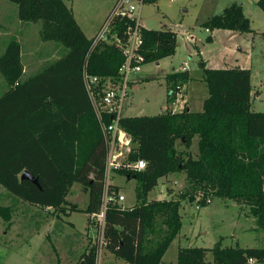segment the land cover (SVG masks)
Returning <instances> with one entry per match:
<instances>
[{
    "label": "trees",
    "instance_id": "16d2710c",
    "mask_svg": "<svg viewBox=\"0 0 264 264\" xmlns=\"http://www.w3.org/2000/svg\"><path fill=\"white\" fill-rule=\"evenodd\" d=\"M18 5L22 22H42V39L65 47L54 61L24 78L22 45L12 38L0 55V73L9 86L0 97V184L20 199L56 211H101L106 185L107 141L90 96L84 71L102 79H119L125 62L113 43L88 38L66 0H8ZM146 1V0H145ZM257 5L264 11V0ZM108 18V17H107ZM125 38L127 20L115 21ZM218 29L252 32L250 19L239 4L224 9L204 23ZM144 63L173 56L177 34L172 30L143 29ZM210 35L208 41H212ZM60 47V46H58ZM208 96L201 111L186 106L153 116H127L120 127L131 137L129 161L145 160L142 171L117 172L137 181L136 203L111 202L106 215L105 238L115 255L127 264H161L182 230V200L207 206L213 198L235 200L250 207L264 230V112L251 110V70L208 68L200 61ZM191 80L189 70L167 75L169 107L180 88ZM110 115L103 122L111 123ZM197 139L199 155L190 149ZM24 171L32 180H22ZM184 172L188 184L178 199L150 200L159 180ZM80 183L89 195L85 208L68 207L72 186ZM121 188L111 184L116 195ZM10 217L9 207L1 209ZM70 213V212H69ZM211 252L213 260L207 259ZM98 246L90 243L77 264H97ZM178 264H264L263 248H180Z\"/></svg>",
    "mask_w": 264,
    "mask_h": 264
},
{
    "label": "rangeland",
    "instance_id": "374dc122",
    "mask_svg": "<svg viewBox=\"0 0 264 264\" xmlns=\"http://www.w3.org/2000/svg\"><path fill=\"white\" fill-rule=\"evenodd\" d=\"M257 1L146 0L142 7V25L149 30L176 32L177 48L173 56L159 62L144 63L139 74L130 76V97L125 103L123 117L153 116L172 110L173 105L169 107L168 103L166 77L182 68L189 70L191 74L185 91L189 90L194 103L193 109L200 110L204 98L208 96L204 72L199 65L202 60L208 68L213 69L240 66L251 69V110L264 112V11L257 5ZM115 2L116 0H66L88 38H94L99 33ZM235 3L243 7L245 15L251 21L252 32L206 30V21ZM42 29V22H22L18 17L17 4L0 0V55L8 42L16 37L22 45L24 78L35 74L50 60L59 58L62 50L66 49L55 41L42 39ZM210 35L213 37L212 41H208ZM8 88L0 73V97ZM183 109L172 111L180 112ZM190 153L194 158L198 157L197 139L194 140ZM167 177L160 179L150 192V200H161L158 199L161 195L166 199H178L185 190L187 176L184 172ZM174 180H177V184H173ZM111 183L119 186L126 198L122 206L129 208L135 205L136 179L113 172ZM198 198L195 202L182 200V230L167 250L161 264H178L180 248L212 249L219 243L223 247H264V230L259 227L257 218L250 213L249 206L235 200L215 197L207 206H200L198 209ZM88 201L89 195L83 186L75 183L67 196L68 207L77 205L85 208ZM6 207H9L10 220L7 219L6 212L1 210ZM98 225L97 220L83 212L68 211L65 214L53 208L32 205L0 184V264H77L90 243L98 244ZM207 259L213 260L211 252ZM98 264L127 263L118 258L109 247H104Z\"/></svg>",
    "mask_w": 264,
    "mask_h": 264
},
{
    "label": "built area",
    "instance_id": "2783aa9c",
    "mask_svg": "<svg viewBox=\"0 0 264 264\" xmlns=\"http://www.w3.org/2000/svg\"><path fill=\"white\" fill-rule=\"evenodd\" d=\"M144 3L145 0H116L111 13L99 33L95 36V43H113L121 49L125 62L119 70V79H102L99 76L90 75L87 71H84L85 86L95 111L102 121V128L108 147L103 205L99 213L92 215V218L99 222L97 231L100 239L97 244V264L102 250L108 246L105 238V228L109 204L116 202L121 205L126 200L124 194L119 193L116 195L110 191L112 173L121 169L142 171L147 167L145 160L139 159L135 162L128 160L129 154L133 149V142L131 137L120 127L125 103L130 97V76L139 74L145 61L141 54L144 41V26L142 25V7ZM117 19L127 20L125 38L121 37L115 27ZM179 90L181 91L182 87ZM180 93H178V96ZM105 115L111 116V123L106 124L103 122ZM197 201V208L200 209L199 198Z\"/></svg>",
    "mask_w": 264,
    "mask_h": 264
},
{
    "label": "crops",
    "instance_id": "0c3cea01",
    "mask_svg": "<svg viewBox=\"0 0 264 264\" xmlns=\"http://www.w3.org/2000/svg\"><path fill=\"white\" fill-rule=\"evenodd\" d=\"M85 33V32H84ZM240 67H242V66H240ZM239 67V68H240ZM245 68V67H244ZM183 70H185V68H182L181 70H175V71H183ZM251 70V69H250ZM251 76H252V74H251ZM185 87H186V85H184L183 87H182V90H181V93L179 94V96H178V99H177V102L173 105V107H172V110H176L177 108H179V109H183V108H185L186 106L188 107V109H190V110H194L193 109V107H194V103H193V99L190 97V94H189V90H187V91H185ZM253 88V87H252ZM187 89H188V87H187ZM187 92V93H186ZM206 99V97L204 98V100ZM204 102V101H203ZM202 108H203V103H202V107L201 108H199L200 110H194V111H201L202 110ZM174 110V111H175ZM177 111V110H176ZM168 177H165L164 179H167ZM173 184H177V180L175 181H173ZM187 180H185V185H184V187L186 188V186H187ZM170 187V186H169ZM183 187V188H184ZM170 188H174V187H170ZM162 192H163V190H161ZM120 193L121 194H123L122 193V190H120ZM175 193V192H174ZM173 193V194H174ZM164 195H161V197H159L158 199H166L165 197H163ZM173 196V195H172ZM89 215V214H88ZM86 249H87V247H86Z\"/></svg>",
    "mask_w": 264,
    "mask_h": 264
},
{
    "label": "water",
    "instance_id": "95a60500",
    "mask_svg": "<svg viewBox=\"0 0 264 264\" xmlns=\"http://www.w3.org/2000/svg\"><path fill=\"white\" fill-rule=\"evenodd\" d=\"M128 178L130 179V176H128ZM21 179L22 180H25V179L32 180L35 184H37L39 186L38 180L37 179H34L33 175L30 172H28V171H24L22 173Z\"/></svg>",
    "mask_w": 264,
    "mask_h": 264
}]
</instances>
